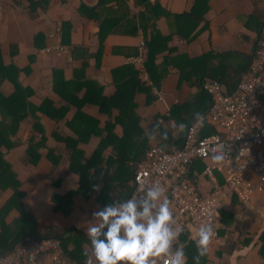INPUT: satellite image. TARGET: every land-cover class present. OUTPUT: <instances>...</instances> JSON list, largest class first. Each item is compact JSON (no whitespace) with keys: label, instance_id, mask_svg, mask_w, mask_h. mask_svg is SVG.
<instances>
[{"label":"crops","instance_id":"0c3cea01","mask_svg":"<svg viewBox=\"0 0 264 264\" xmlns=\"http://www.w3.org/2000/svg\"><path fill=\"white\" fill-rule=\"evenodd\" d=\"M137 1L49 0L47 7L41 6L35 13H30L28 0H0V49L4 63H15L20 69L30 67V72H22L19 80L24 87L32 88L34 94L29 100L34 106L39 107L49 100L56 110L70 107L68 114L60 121L46 115L47 112L38 113L47 147L41 149L37 166L31 167L24 163L26 147L23 146L6 157L18 175L24 194L22 202L33 215L38 235L42 239L53 228L76 229L87 235L83 230L86 222L91 220L94 211L103 207L97 201L98 196L106 192L107 196L101 199L108 203L118 200L116 195L125 188L117 180H112L115 184H111V179L135 173L138 158L148 147L162 144V148H171L172 124L181 125L184 130L186 124L192 122L196 114L209 104L207 93L203 91L206 95L204 102L200 97L204 94L197 81L206 64L200 60L201 57L209 53L215 55L208 64L211 71L219 67V61L223 59L224 63L232 67L247 65L264 24V0H149L147 8ZM83 6L91 10L87 13L99 16L100 20L92 19L89 14H80L79 9ZM139 16L143 19L145 32L140 27ZM102 22H105V27H102ZM65 23L71 24L72 29L70 38L64 44ZM154 31L167 39L165 50L155 55L151 65L152 74L159 79V88L152 83L144 56L145 42ZM38 34L44 36L38 42L42 45L36 47L35 36ZM12 46L18 48L16 56L11 53ZM218 54L225 56L218 58ZM139 56L142 64L128 62L129 58ZM129 66L138 70V88H148L153 100L147 103V94L139 89L135 91L133 102L136 104L134 116L137 122L133 130L130 129L133 140H127L123 149L120 148L118 141L124 137L125 128L116 123L112 141L118 143L119 147L109 146L103 156L96 159L93 166H89L99 144L108 136V124H113L120 115L119 107H111L102 113L97 101L114 98L120 85L130 83L131 70L118 72ZM142 66L147 82L142 76ZM55 71L60 74V89L65 88L66 82L72 81L80 84L78 98L89 93L92 101L85 103L82 112L96 119L97 124L87 131V141L78 140V131L82 132L85 126L82 118L75 119L78 109L54 89ZM230 73H233L232 69ZM0 92L10 96L14 93L13 84L5 81L0 86ZM72 93L68 94L71 96ZM156 93L161 94L162 101L158 100ZM130 98L132 94L127 95V99ZM122 108L125 109L124 105ZM24 131V127H21L19 135ZM183 135L184 131H181L177 143L181 142ZM136 144L138 146H134ZM72 146L83 151L82 162L89 166L87 177L92 183L90 185L89 182L86 189L88 193L93 192V196L88 202L80 196L74 197V210L65 218L54 211L52 198L54 195L65 196L80 188V178L69 171ZM50 150L57 157V164L49 159ZM213 165L212 161H205L203 166L197 165L200 166L199 172H194L197 180L193 185L202 196L211 192L203 172ZM214 175L219 173L214 171ZM250 178L257 182L256 175L251 174ZM60 179L63 181L59 182ZM218 180L219 185L223 186L221 174ZM57 183L59 187L55 186ZM126 188L129 189L128 183ZM13 194L12 190L0 191V212ZM20 218L16 210L8 214L4 222L9 232L10 229L14 230L13 224ZM216 226L221 234L218 243L210 244L208 254L199 261L194 260L195 256L192 255L190 264H264V191L255 193L247 204H242L235 197L226 199L218 212ZM196 230L188 225L181 233L186 242L181 244L182 237L179 235L173 249L179 245L184 250L192 248L194 253ZM9 236L7 233L4 241ZM62 251L58 260L52 254L42 255L40 263L75 264ZM95 262V259L91 260V264ZM186 264H189L187 257Z\"/></svg>","mask_w":264,"mask_h":264},{"label":"trees","instance_id":"16d2710c","mask_svg":"<svg viewBox=\"0 0 264 264\" xmlns=\"http://www.w3.org/2000/svg\"><path fill=\"white\" fill-rule=\"evenodd\" d=\"M28 1L30 2V8H29L30 13H35L39 7L41 6L47 7L50 3L49 0H41L39 2H36L34 0H28ZM137 2L138 4H143L146 8L149 6V0H138ZM196 3L197 2L195 1V4ZM89 11L91 10H89L84 6L79 9L80 14L82 15L89 14L92 19L96 21L100 20L99 16L91 15L90 13H87ZM139 22H140V27L145 32V25L143 19H141V16H139ZM104 24L105 22H102V27H105L103 26ZM71 29H72L71 24L65 23V28L63 31L64 44L70 38ZM263 30H264V24L261 33L259 34V37L262 35ZM43 36H44L43 34H38L35 36L36 47L42 45V44H38V42L39 40L42 39L41 37ZM166 43H167V39L160 36L159 33H157L156 31L151 33L149 39L145 42L146 49L144 51L145 54L144 56L146 58V67L151 77L153 85L156 86L157 88H159L160 82L159 79L154 77V74H152L151 65L154 62L155 55L160 51L165 50ZM11 53L14 56L18 54L17 46L11 47ZM216 56L218 58H224L225 55L218 54ZM214 58L215 55L209 53V54H205L200 59L201 61L206 62L204 72L201 75H199V79H197L202 94H204L205 92L202 88V83L205 79L208 78L218 80L224 83L227 86V89L229 90L234 89L239 79H241L243 74H245L249 70V66L252 61V55H251L250 62L247 65H244L243 67H232L229 64L227 65L226 63H224L223 61H225V59H223V61L222 60L219 61L220 66L214 68L215 70L211 71L208 64H209V60ZM31 59L34 60V56H32ZM231 69L233 72L232 74L230 73ZM124 70H131L132 72L130 75V77L132 76L130 83L128 82L120 85L118 88L119 90L117 91V94L114 96V98L97 101L98 103L97 105H99L102 113H105V111H107L111 107H119L120 115L113 124H108L106 128L108 132V136L99 144L92 158V161L89 163V166H93L96 163V159L97 160L100 159L101 156H103L104 151L109 146L114 145L115 147H119L117 144L120 143L121 145L120 148L123 149V145L127 143L126 142L127 140H133V138H131L130 129L133 130V127L136 125L135 122H137V118L136 116H134V109L136 107V104L133 102V95L136 93L135 91L139 89L140 91L145 92L147 94V103L153 100V96H151V94L149 93L148 88L145 87L138 88L139 85L138 70H135L134 66H129V67H125V69L123 70H118V72H122ZM22 72L29 73L30 67L25 69H20L19 66H17L15 63L6 65L4 63L3 54L0 49V86L5 81H9L14 86V93L11 94L10 96H5L0 92V191L6 192L8 190H12L14 193L12 198L6 203V205L0 212V226L2 230V234L0 235V243L4 241L7 233L10 235L8 239L4 241V245H1L0 247L1 249L0 258L7 255V253L12 251L18 245H32L39 242L43 238L38 235L37 223L33 215L30 214V212L27 210V208L24 206V203L22 202L24 198V194L22 193L21 190L22 185L20 180L18 179L17 173L12 168L11 163L6 159L7 154L22 146L26 147L24 163L27 166H31V167L37 166L41 158V153H40L41 149L47 147L46 137L44 135V129L38 118V113L47 112L46 115L52 117L56 121H60L65 118V116L68 114L70 109V107H63L56 110L53 107L52 102H50L49 100L44 101L42 105L39 107L34 106L29 100L34 94L32 88L24 87L19 80L20 74ZM59 78H60L59 72L55 71L54 89L64 100H66L70 105H73L78 109L75 119L78 120L82 118L84 120L82 121L83 125H85L82 128V132L78 131L79 133L78 140L82 142L87 141V137L89 135V132L87 131L94 124H97L96 119L87 117L82 112V107L85 105V103L92 101L91 98H89V93L87 96L78 98L77 93L80 90L79 89L80 84L70 81L64 84L65 86L64 89L63 88L60 89ZM71 91L73 92L72 93L73 95L70 96L68 93H70ZM131 94H132V98L127 99V95L130 96ZM204 96L206 95L205 94L200 95L203 102H204ZM123 97L126 99H124ZM123 105L125 109L122 108ZM209 105H210V99H209V104L207 105L208 108L204 105L205 106L204 110L197 113L194 119L199 115L205 114L209 109ZM116 123L122 124L125 128V135L122 139L118 141V143L112 141V139L114 138L112 131ZM189 124H186L185 127H187ZM70 126L72 127V125ZM21 127H24L25 131L21 135H19V131ZM214 133H218V130L210 123L204 122L202 124L200 137ZM164 136L166 137V134H164ZM168 139L169 141L171 140L169 134H168ZM73 144H75V142H73ZM134 146H138V145L136 144ZM158 146L163 147L162 144H159ZM150 147L145 149V151L143 150L138 159H141L144 156V153ZM71 148H72V155H71V163H70L69 171L70 172L72 171L73 173L76 174V176L80 178L79 179L80 188L78 189V191L66 194L65 196L54 195L52 198V202L55 204L54 211L65 218L69 217L74 210V206L76 205L74 202V197L80 196L84 198L86 202H88L93 196V192L88 193L87 192L88 189H86L89 186V182L90 185L92 183L91 180H89L87 177L88 172L86 170L89 168V166H87V164H84L82 162L83 151H80L75 146H72ZM48 157L51 161L57 164L58 159L56 156H54L53 150H50ZM204 162L205 161L202 160L196 161L188 168L187 180L191 184H195L197 180V177L194 175L195 171L199 172L198 167L200 166L197 165L200 164L203 166ZM135 174L136 173H133L132 175H127V177H124L123 175L122 178L111 179V184L113 183L115 184V181L117 180L121 186H125V188H122L121 193L116 195L118 196V200L125 199L133 194L135 189ZM215 177L218 180V177L220 178V174L215 175ZM221 178L224 182V178L222 177V175ZM61 181L63 180L60 179L59 182ZM127 183L129 185V189L126 188ZM55 186L59 187V183H57ZM92 189H94V187ZM111 189L113 191V188ZM115 193L112 192V194ZM104 196H107L106 192H102L97 199L98 203H101L103 206L107 204L106 202H103V199H101V197L104 198ZM107 202L110 203L109 201ZM12 210H16L17 212H19L21 218L20 220L16 221V223L13 224L14 230L10 229L9 232L7 229L8 226L5 225L4 221ZM218 233L220 237L221 234L220 232ZM181 235L182 234H180V236ZM45 238H56L61 240L62 249L64 250V255L71 262L75 264H85L86 260L90 258L89 255H86V253H90L87 235L78 232L76 229L64 230L59 228L58 229L53 228L46 233ZM180 242L181 244H184L186 242V240H184V237L181 238ZM184 251L188 259V262L190 264L192 255L196 256L197 252L195 251L193 253L192 248L190 249L186 248V250ZM93 259L95 258L91 257V260Z\"/></svg>","mask_w":264,"mask_h":264},{"label":"built area","instance_id":"2783aa9c","mask_svg":"<svg viewBox=\"0 0 264 264\" xmlns=\"http://www.w3.org/2000/svg\"><path fill=\"white\" fill-rule=\"evenodd\" d=\"M128 62L142 64V58L131 57ZM141 72L147 82L143 66ZM202 88L210 99L208 111L184 130L181 125L172 124L173 146L169 149L152 146L138 159L134 192L142 185L159 183L170 200L176 225L183 229L181 233L188 225L198 229L204 223L213 224L214 236L210 241L213 244L219 241L216 223L222 203L235 197L247 204L255 193L264 191V30L252 51L247 74L234 89L209 78L203 81ZM157 95L162 101L161 94ZM204 122L214 126L218 133L200 137ZM181 131L184 135L177 143ZM215 154H223L225 159L215 162L212 160ZM200 160L214 163L203 172L211 187L207 196H202L187 180L188 168ZM214 171L223 176V186L217 182ZM251 174L257 176V182L250 178ZM61 252L59 239L45 238L16 247L0 259V264H41L42 255L52 254L58 260ZM158 262L166 264L164 259Z\"/></svg>","mask_w":264,"mask_h":264},{"label":"clouds","instance_id":"9594fccd","mask_svg":"<svg viewBox=\"0 0 264 264\" xmlns=\"http://www.w3.org/2000/svg\"><path fill=\"white\" fill-rule=\"evenodd\" d=\"M224 159L223 154L212 156L215 162ZM83 230L90 248L85 264H91V257L96 264H158L160 259L166 264H186L183 247L173 249L183 229L176 225L164 187L156 182L94 211ZM213 236V224L204 223L196 230L194 260L208 254Z\"/></svg>","mask_w":264,"mask_h":264},{"label":"rangeland","instance_id":"374dc122","mask_svg":"<svg viewBox=\"0 0 264 264\" xmlns=\"http://www.w3.org/2000/svg\"><path fill=\"white\" fill-rule=\"evenodd\" d=\"M17 34H18V33H17ZM19 35H20V34H19ZM19 35H18V36H19Z\"/></svg>","mask_w":264,"mask_h":264}]
</instances>
